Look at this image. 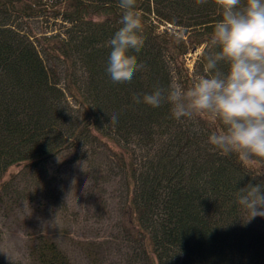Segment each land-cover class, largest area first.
<instances>
[{
  "label": "trees",
  "instance_id": "16d2710c",
  "mask_svg": "<svg viewBox=\"0 0 264 264\" xmlns=\"http://www.w3.org/2000/svg\"><path fill=\"white\" fill-rule=\"evenodd\" d=\"M49 1L0 0V180L19 166L49 191V165L72 151L105 181L119 173L123 218L103 246L86 247L89 264H264V217L247 222L237 203L240 189L264 184V159L245 167L223 155L209 136L224 126L206 115L176 119L167 101L133 100L174 82L187 90L204 74L206 55L219 50L215 0H136L143 45L128 52L138 67L125 83L106 73L119 0ZM43 15L60 17L65 32H34ZM200 48L190 73L185 58ZM27 251L33 264H72L44 235Z\"/></svg>",
  "mask_w": 264,
  "mask_h": 264
},
{
  "label": "clouds",
  "instance_id": "9594fccd",
  "mask_svg": "<svg viewBox=\"0 0 264 264\" xmlns=\"http://www.w3.org/2000/svg\"><path fill=\"white\" fill-rule=\"evenodd\" d=\"M206 0H197L203 4ZM222 10L213 25L212 48L206 55L204 74L195 78L187 90L179 83L157 87L136 103L159 107L167 101L172 115L193 118L206 115L221 122L223 131L212 132L209 143L223 155L235 154L245 167L254 159H264V0H215ZM136 0H119L123 9L122 27L109 41L111 47L106 73L113 83L130 82L137 71V60L130 49L139 52L143 40ZM221 62L227 71L221 70ZM117 117L110 116L115 124ZM256 175H264V169ZM237 203L247 212V222L264 217V184H249L238 191Z\"/></svg>",
  "mask_w": 264,
  "mask_h": 264
},
{
  "label": "rangeland",
  "instance_id": "374dc122",
  "mask_svg": "<svg viewBox=\"0 0 264 264\" xmlns=\"http://www.w3.org/2000/svg\"><path fill=\"white\" fill-rule=\"evenodd\" d=\"M32 27L38 34H61L67 28L60 17L51 15L39 16ZM200 52L201 48L185 58L190 73ZM72 153L49 165L44 177L49 191L40 192L39 175L24 178L18 173L19 166H12L1 178L0 263L33 264L28 247L44 235L61 247L72 264H89L86 247L103 246L122 220L125 190L121 175L111 174L105 181L107 177H100L96 169L91 173L81 161L75 162ZM3 183L7 186L1 188Z\"/></svg>",
  "mask_w": 264,
  "mask_h": 264
}]
</instances>
